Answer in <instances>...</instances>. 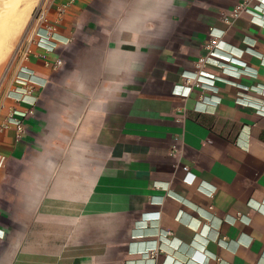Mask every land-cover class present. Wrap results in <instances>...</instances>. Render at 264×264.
<instances>
[{
  "label": "crops",
  "instance_id": "crops-1",
  "mask_svg": "<svg viewBox=\"0 0 264 264\" xmlns=\"http://www.w3.org/2000/svg\"><path fill=\"white\" fill-rule=\"evenodd\" d=\"M66 1L0 101V264H264V0Z\"/></svg>",
  "mask_w": 264,
  "mask_h": 264
},
{
  "label": "built area",
  "instance_id": "built-area-1",
  "mask_svg": "<svg viewBox=\"0 0 264 264\" xmlns=\"http://www.w3.org/2000/svg\"><path fill=\"white\" fill-rule=\"evenodd\" d=\"M74 0H67V3H70ZM65 6V3H63L60 7H59V11L63 10V7ZM46 13H47V8L43 9L40 14L37 17V22L36 25L34 26V35L35 37V41L38 45L44 46L45 48L48 49H52L54 44H55V39H54V31L52 30L51 24L47 23V18H46ZM235 14H237V12H235ZM45 24V25H44ZM213 33V31H210ZM216 42L214 40L211 41V44L214 45ZM30 52V46L29 44L26 46V49L23 53V57H22V61L27 58L28 54ZM233 56H224L222 54H220L219 52H217L215 50V48H212L209 50L208 55L204 58V60H206L207 58H212L215 61L219 60V59H226V60H230ZM60 60L58 59L57 62H59ZM20 72V73H19ZM19 72L16 74V76L14 77V81L16 83H18V86L22 87L24 90H17L14 89L16 87H12L7 89L8 91H6V95H12L11 94V90L14 89L16 90V94L12 95L14 96V98H16V100H26V95L28 92L31 91V84L33 82H35L32 79V72L31 70H28L27 68L24 69L23 65L20 66ZM194 76H190L188 74H185V79H186V84L184 85V87L186 89H182V90H175L177 93L185 96L188 95L191 87L193 86H200V87H204V88H213L214 84H213V80L211 78H213L212 75L207 74L206 72H204L202 69H199V72L194 71L193 73ZM194 77V78H192ZM30 83V84H29ZM27 85V86H26ZM30 85V86H29ZM206 96L203 94H200L198 97V100L200 102H203L204 98ZM31 102H34L33 100ZM258 106V110L261 112H264V103H260L257 105ZM32 112V110L29 109H18V108H12L4 121H2V125L3 126H8L10 124H12L15 127L16 130V135L19 137L23 134L24 132V124H23V119L26 116L27 113ZM6 156L5 154L0 152V167L4 165ZM2 235V233H0V236ZM150 254L153 253V250L149 251Z\"/></svg>",
  "mask_w": 264,
  "mask_h": 264
},
{
  "label": "rangeland",
  "instance_id": "rangeland-1",
  "mask_svg": "<svg viewBox=\"0 0 264 264\" xmlns=\"http://www.w3.org/2000/svg\"><path fill=\"white\" fill-rule=\"evenodd\" d=\"M22 2L23 0L20 1ZM27 2L23 20L12 28L8 27L0 46V101L13 80L16 66L22 62L26 46L35 40L34 26L38 15L48 7L51 0H27ZM46 18H48L47 13Z\"/></svg>",
  "mask_w": 264,
  "mask_h": 264
},
{
  "label": "bare ground",
  "instance_id": "bare-ground-1",
  "mask_svg": "<svg viewBox=\"0 0 264 264\" xmlns=\"http://www.w3.org/2000/svg\"><path fill=\"white\" fill-rule=\"evenodd\" d=\"M0 46L7 29L19 24L23 20L24 11L27 8V0H0ZM29 6V4H28ZM9 27V28H8ZM1 49V47H0Z\"/></svg>",
  "mask_w": 264,
  "mask_h": 264
},
{
  "label": "snow or ice",
  "instance_id": "snow-or-ice-1",
  "mask_svg": "<svg viewBox=\"0 0 264 264\" xmlns=\"http://www.w3.org/2000/svg\"><path fill=\"white\" fill-rule=\"evenodd\" d=\"M234 51H238V50H235V49H234ZM146 215H147V214H146ZM137 224H138V226H139L140 222L138 221Z\"/></svg>",
  "mask_w": 264,
  "mask_h": 264
},
{
  "label": "clouds",
  "instance_id": "clouds-1",
  "mask_svg": "<svg viewBox=\"0 0 264 264\" xmlns=\"http://www.w3.org/2000/svg\"><path fill=\"white\" fill-rule=\"evenodd\" d=\"M73 158L75 159V156Z\"/></svg>",
  "mask_w": 264,
  "mask_h": 264
}]
</instances>
